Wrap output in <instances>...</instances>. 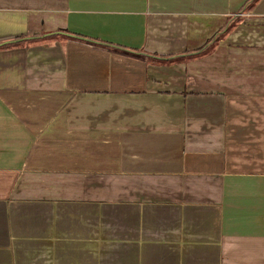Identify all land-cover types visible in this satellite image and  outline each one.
<instances>
[{
  "label": "crops",
  "instance_id": "crops-1",
  "mask_svg": "<svg viewBox=\"0 0 264 264\" xmlns=\"http://www.w3.org/2000/svg\"><path fill=\"white\" fill-rule=\"evenodd\" d=\"M248 1L0 0V264H264Z\"/></svg>",
  "mask_w": 264,
  "mask_h": 264
},
{
  "label": "trees",
  "instance_id": "trees-1",
  "mask_svg": "<svg viewBox=\"0 0 264 264\" xmlns=\"http://www.w3.org/2000/svg\"><path fill=\"white\" fill-rule=\"evenodd\" d=\"M249 2H250V3H251V2H255V0H250V1H248V3H249ZM210 41H211V40H210ZM210 41H208V43H209Z\"/></svg>",
  "mask_w": 264,
  "mask_h": 264
}]
</instances>
